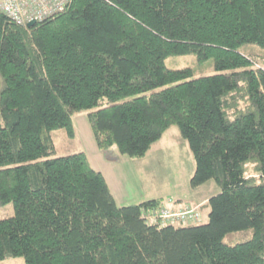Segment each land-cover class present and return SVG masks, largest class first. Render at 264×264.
Instances as JSON below:
<instances>
[{
  "label": "trees",
  "instance_id": "obj_1",
  "mask_svg": "<svg viewBox=\"0 0 264 264\" xmlns=\"http://www.w3.org/2000/svg\"><path fill=\"white\" fill-rule=\"evenodd\" d=\"M248 43L264 47V0H70L32 26L0 11V207L15 209L0 260L264 264V54ZM188 53L218 72L167 66ZM80 111L111 157H144L177 125L192 187L221 188L208 221L150 222L173 199L121 205L84 149L57 155L53 131L75 136Z\"/></svg>",
  "mask_w": 264,
  "mask_h": 264
},
{
  "label": "rangeland",
  "instance_id": "obj_2",
  "mask_svg": "<svg viewBox=\"0 0 264 264\" xmlns=\"http://www.w3.org/2000/svg\"><path fill=\"white\" fill-rule=\"evenodd\" d=\"M241 48L242 50L248 53H252L253 55L264 54V47L259 44L248 43V44L243 45ZM166 64L168 67H172V68L173 67L174 68L191 67L193 69V74L189 76L188 78L218 72L213 58L207 62L202 63L198 60L196 53L170 55L166 58ZM78 116L79 117L83 116L86 119L88 128L91 130V127H90V124L87 118V111L78 112L74 116V120H77ZM0 120H2V118H0ZM171 128L173 129L176 128V130H178L179 132V128L177 125H174ZM174 133H175L174 131H170L169 133L171 135V140L173 141L176 140V135H177ZM178 134L180 138H182L180 135V132ZM53 135L55 136L57 140V155H64L68 153H74L79 150H83L84 147L86 148V145L89 144V140H92L93 142H95L93 134L91 136L90 135L87 136V138L85 137V135H80V134H76L75 136H70L67 134L66 130L63 128L54 130ZM182 140H185V139H182ZM176 143L177 144L173 146L172 152L170 153V157H171L170 163L168 164V167L165 170L166 177L163 178V175L161 173L157 174L153 172V175H155L154 179L156 181L164 180L165 187L163 188H164L165 193H167L166 198H168L169 193L173 196L179 195L181 197H186V198H188V195L191 192H192L193 198L197 197L198 196L197 194L204 193L206 195L212 196L218 193L221 190V188L214 179L208 180L207 182L201 184L198 187H195V188L192 187L191 177L194 174V170H195V163H194L193 155L191 153L188 142L186 140H185V143H183V146L179 144L178 141H176ZM129 158L132 159V162H129L131 167L135 169L138 173L137 162L135 160H138V159L142 160L145 157H140V158L129 157ZM154 158L155 157H153V159ZM153 159H150V161L147 163H146V160L143 159L144 160L143 163L140 164L141 171L144 169V167H152ZM146 184H148L149 190L154 189L155 184L153 182L147 181ZM173 201L175 202L176 200L173 199ZM177 201L175 202L176 204L175 205L176 208H174L175 210L182 211L186 208H189V209L194 208L193 206H190V205L184 204L185 206H183L181 204H177ZM171 208H173V206H171ZM209 209H210L209 205L207 204L205 205L203 204L200 206V210L202 211L201 222L208 221ZM14 212H15L14 204L13 202H9L5 204L4 206L0 207V219L12 216ZM169 220L173 221L172 219H169ZM179 223L181 222L180 221L178 222V220H175V224H179ZM252 234H253V229H245V230L234 231V232L228 233L224 239L225 241L233 243L239 240L249 239L252 236ZM24 260L25 259L23 256H14V257H8L6 259L0 260V264H23Z\"/></svg>",
  "mask_w": 264,
  "mask_h": 264
},
{
  "label": "crops",
  "instance_id": "obj_3",
  "mask_svg": "<svg viewBox=\"0 0 264 264\" xmlns=\"http://www.w3.org/2000/svg\"><path fill=\"white\" fill-rule=\"evenodd\" d=\"M74 124L76 128V134L85 135L86 138L87 136H91L93 134L92 131L88 128L86 119L83 116H78V119L74 120ZM172 129L173 128L168 129L161 137V139L154 143V146L151 147V150H149L148 153L144 156L145 158L143 159L146 160V163L149 162L150 159H153V157H155L152 160V167H144V169L141 171L140 164L143 163L144 160H135L137 162L138 173L131 167L129 163L132 162V159L127 156H123L121 158L111 157L105 154L98 147L96 141L93 142L92 140H89V144L86 145V148L84 147L93 166L102 171L105 175L110 188L119 204L126 205L139 203L152 198H166L167 193H165L163 188L165 187V182L164 180L156 181L154 179L155 175H153V172L157 174L161 173L163 175V178H165V170L170 163V153L172 152L173 146L177 144L176 141H178V143L182 146L183 143H185V140H182L183 138H180L178 130H176V128H174L175 130ZM170 131H174V134H177L175 141L171 140V135L169 134ZM147 181H151L155 184L153 190L148 189V184H146ZM168 195V198H173L176 201L179 199L182 200L180 202H177V204L197 207L198 209H194L201 213V216L202 212L199 210V206L201 204H204L211 197V195L202 193L197 194L198 196L193 198L192 192L188 195V198L181 197L179 195L173 196L170 193ZM173 207L176 208V206Z\"/></svg>",
  "mask_w": 264,
  "mask_h": 264
},
{
  "label": "built area",
  "instance_id": "obj_4",
  "mask_svg": "<svg viewBox=\"0 0 264 264\" xmlns=\"http://www.w3.org/2000/svg\"><path fill=\"white\" fill-rule=\"evenodd\" d=\"M69 1L70 0H0V11L8 14L18 23L27 24L32 20H42L49 15L65 9ZM146 217L150 222H158L162 225L175 223V220L187 224L191 221L196 222L199 220L200 213L194 208H186L182 211L175 210L171 208L167 201L158 212L147 215Z\"/></svg>",
  "mask_w": 264,
  "mask_h": 264
},
{
  "label": "water",
  "instance_id": "obj_5",
  "mask_svg": "<svg viewBox=\"0 0 264 264\" xmlns=\"http://www.w3.org/2000/svg\"><path fill=\"white\" fill-rule=\"evenodd\" d=\"M34 23H35V21L32 20V21L28 22V25H29V26H32Z\"/></svg>",
  "mask_w": 264,
  "mask_h": 264
}]
</instances>
